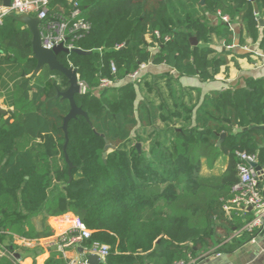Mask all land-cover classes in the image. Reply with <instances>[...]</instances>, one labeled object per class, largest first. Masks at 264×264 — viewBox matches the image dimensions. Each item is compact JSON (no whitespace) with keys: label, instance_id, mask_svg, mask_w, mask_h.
I'll use <instances>...</instances> for the list:
<instances>
[{"label":"trees","instance_id":"obj_1","mask_svg":"<svg viewBox=\"0 0 264 264\" xmlns=\"http://www.w3.org/2000/svg\"><path fill=\"white\" fill-rule=\"evenodd\" d=\"M78 1L89 30L73 45L90 54H59L57 60L77 71L85 91L74 101L88 121L77 116L66 133L69 103L54 97L67 90V80L47 67L34 73L31 34L14 15L0 25V79L6 66L12 80V111L0 116V245L8 251L15 237L47 239L53 235L48 219L67 214L90 231L79 243L83 259L94 244L104 245V264H176L196 251L231 253L249 243L257 230L233 240L229 232L252 216L242 219L224 207L239 181L238 153L255 155L264 168V131H243L264 126V79L210 92L200 104V89H192L193 105L183 95L169 105L178 78L165 74L149 81L139 74L131 82L128 77L153 64L173 69L178 77L213 81L225 61L210 59L208 44L215 35L231 45L234 19L264 55V27L258 26L253 2L204 0L200 7L199 0ZM254 1L263 19L264 0ZM69 12L67 0H52L40 28L68 21ZM205 14L228 19L213 26ZM103 80L113 84L100 88ZM163 88L166 98L159 94ZM221 157L227 158L221 174L199 175L202 160L212 169ZM45 264L68 263L51 251Z\"/></svg>","mask_w":264,"mask_h":264},{"label":"crops","instance_id":"obj_2","mask_svg":"<svg viewBox=\"0 0 264 264\" xmlns=\"http://www.w3.org/2000/svg\"><path fill=\"white\" fill-rule=\"evenodd\" d=\"M0 6H2V0ZM199 6H203L200 4V0ZM204 17L208 24L213 26L223 21L219 19L218 15L205 14ZM262 20L264 21V17ZM230 28L233 32V43L231 45L225 46L224 41L215 35L211 37L208 44V47L213 51L209 58L225 61V64L217 70L213 81L201 82L197 77H178L173 69L153 64L143 65L139 74L141 76L147 75L150 78L149 81L154 76L165 74H169L174 79L178 78L180 87H176L172 91L173 98L168 97L169 94L166 89L163 88V91H159L162 97H168L169 105H172L176 99L179 100L182 95L185 97V102L188 105H193L196 102L197 95L192 89H200V99L198 101V104H200L203 97L210 92L245 88L250 80L264 79V55L258 50V44L251 40L244 26L236 19L232 21ZM8 69L9 67L5 66L4 70L6 73L4 72L0 79V116L4 117L12 111L10 103L12 80ZM160 85L164 87V82H161ZM226 165V157L219 158L212 169L207 168L204 160H202L199 175L209 177L221 174L225 170ZM258 181L260 188L264 191V175ZM248 212V215L252 216L251 211L249 210ZM73 218L72 214L59 218H49L48 224L53 231V235L47 239L30 240L35 242L26 245L21 240L22 238L15 237L13 240L14 249L8 251L4 248L5 246L0 245V264H45L49 259L51 251L60 252L68 264H77L83 259L85 254L83 251H79L81 249L79 244L62 249V251L59 250L62 238L71 229ZM241 218L244 219V216H241ZM223 225L222 221L217 224L218 227ZM53 227L56 231L53 230ZM261 233L262 231L254 242L246 243L231 253H217L213 249L205 252L196 251L189 261H192L193 264H264V235L262 236ZM239 235V230L232 228L229 232V239H238ZM216 254H221V256L218 257Z\"/></svg>","mask_w":264,"mask_h":264},{"label":"built area","instance_id":"obj_3","mask_svg":"<svg viewBox=\"0 0 264 264\" xmlns=\"http://www.w3.org/2000/svg\"><path fill=\"white\" fill-rule=\"evenodd\" d=\"M52 0H10L8 7L0 6V25L2 19L9 15H28L35 17L41 21L39 31L41 35V44L45 49H51L59 44L67 50L75 49L73 41L78 39L82 33L89 30V26L83 21L81 8L78 0H67L70 4L69 20L60 23H47L40 28L48 20L49 5ZM222 20L227 22V18ZM168 40V39H166ZM111 72L115 73V66L110 63ZM143 67V66H142ZM141 67V68H142ZM139 72H135L128 77V80L134 82L138 79ZM81 92L85 91V87L79 80ZM113 83L103 80L100 83V88H107ZM239 165L237 167L239 174L238 184L233 188L235 192L234 198L224 207L227 212L234 210L239 216H244L252 213V218L240 230L239 233H253L255 230L258 233L250 240L254 242L259 233L264 228V191L259 185V177L254 168L249 166V163H257L255 155L238 153ZM264 169V168H263ZM90 237V231L77 218L72 219V226L69 233L62 238V243L59 250L72 247L81 243ZM26 245L35 242L26 239H21ZM84 252V250H82ZM85 253V252H84ZM108 254V248L104 245L94 244L93 248L87 251V255H97L100 259H105ZM221 256V254H216ZM77 264H88L87 258L80 260ZM176 264H193L192 261L178 262Z\"/></svg>","mask_w":264,"mask_h":264},{"label":"water","instance_id":"obj_4","mask_svg":"<svg viewBox=\"0 0 264 264\" xmlns=\"http://www.w3.org/2000/svg\"><path fill=\"white\" fill-rule=\"evenodd\" d=\"M253 2V10H254V16L255 19L258 23V26L260 28L264 27V21L261 19L259 15V10L257 7V4L255 3L254 0H251ZM200 4H204V0H200ZM10 5V0H2V6L8 7ZM16 19L22 23L25 28L29 31L31 34V50H32V58L36 61V68H35V74H38L44 67H47L50 71H55L60 73L65 77L68 83V88L64 92H58L55 95V99L61 98L62 100H67L69 103V112L67 115L63 118V126L62 129L64 133H66L67 125L68 122L77 116L84 117L86 121L87 115L85 112L81 110V108L77 107L74 101L75 95H78L81 93V86L79 84V75L77 74V71L73 69L72 67H64L62 64L59 63L57 60V56L59 54H64V55H70V54H77V55H89L90 52H85L80 49H72V50H67L66 48L63 47V44H59L51 49H45L42 44H41V35L39 31V25L41 24V21L38 20L35 17H31L28 15H14ZM189 43L191 46L196 47L198 45V42L195 37H191L189 39ZM246 130H262L264 131V126H250L247 129H244L243 131ZM237 132H241V130H237ZM225 135L221 134L220 138L218 140V145L223 141ZM109 145H106L104 147V153L103 156H106V154L109 152ZM140 144H136V149L138 153H140ZM66 162L68 163V175L71 177L70 172L72 170V165L71 163L67 160ZM249 166L254 168L255 172L257 173L259 179L262 178L264 175V169L261 167L257 166L255 163H249ZM262 236L264 235V228L262 230ZM80 252H82V249H79ZM88 264H104V260L100 259L97 255H91L87 257Z\"/></svg>","mask_w":264,"mask_h":264},{"label":"rangeland","instance_id":"obj_5","mask_svg":"<svg viewBox=\"0 0 264 264\" xmlns=\"http://www.w3.org/2000/svg\"><path fill=\"white\" fill-rule=\"evenodd\" d=\"M169 75V74H168ZM170 76V75H169ZM156 92V91H155Z\"/></svg>","mask_w":264,"mask_h":264}]
</instances>
